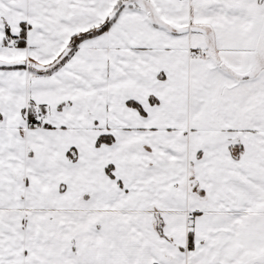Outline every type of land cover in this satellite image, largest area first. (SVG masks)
<instances>
[{
	"label": "crops",
	"instance_id": "1",
	"mask_svg": "<svg viewBox=\"0 0 264 264\" xmlns=\"http://www.w3.org/2000/svg\"><path fill=\"white\" fill-rule=\"evenodd\" d=\"M118 1L0 0L1 60L71 48L0 67V264H264V0H148L169 43L72 49Z\"/></svg>",
	"mask_w": 264,
	"mask_h": 264
},
{
	"label": "trees",
	"instance_id": "2",
	"mask_svg": "<svg viewBox=\"0 0 264 264\" xmlns=\"http://www.w3.org/2000/svg\"><path fill=\"white\" fill-rule=\"evenodd\" d=\"M149 5H150V1L145 0ZM128 9L131 10H135L133 7V2L132 0H119L118 3H116L113 7H112V11L110 12V15L108 16L107 20L100 24L99 26H96L88 31L79 33L77 35H75L72 38V49H75V47L78 45V43L86 38V37H90L93 36L95 34L101 33L103 31H108L111 27H113L114 25L118 24L120 17L123 14V11L126 10L128 11ZM148 12V11H147ZM146 12V13H147ZM150 14V13H149ZM149 14L147 13V16H149ZM166 25H168L167 23H165ZM174 33H178L176 30L172 29ZM25 35H26V28L23 27V30L21 32V34L18 36V42L17 45L18 46H24L25 45ZM16 68H22V66H16ZM261 68V65H256L252 71L247 74L246 76H251L253 74H255L259 69ZM128 103L134 107H137L138 109L142 110L141 106L136 103L135 101H128ZM37 113V112H36ZM35 115V108L33 107V104H30L27 110V118L30 121V124L32 126H44L47 125L46 123L41 122H35L33 117ZM113 141V136L110 134H106V135H102L99 138V142H112ZM189 247H193V234L192 232H190L189 235Z\"/></svg>",
	"mask_w": 264,
	"mask_h": 264
},
{
	"label": "rangeland",
	"instance_id": "3",
	"mask_svg": "<svg viewBox=\"0 0 264 264\" xmlns=\"http://www.w3.org/2000/svg\"><path fill=\"white\" fill-rule=\"evenodd\" d=\"M134 9L137 10H131L128 9V11H125V14H122L123 16L120 17L119 22L116 26H114V30L116 31H124L123 33H129L127 35V38H130V36L133 37L135 41H138L140 37L143 35H147L149 37V40L151 38L155 41L154 44H157L159 42L169 43L168 38H159L157 39L154 31V25L157 23L158 18L156 15H154L150 5L145 0H132ZM147 10L152 11L150 12L149 16H147ZM127 14V17L125 16ZM130 21H134L135 23L132 24ZM129 23L133 26H129ZM128 24V25H127ZM144 25H150L151 28L147 29L144 28ZM148 33V34H145Z\"/></svg>",
	"mask_w": 264,
	"mask_h": 264
},
{
	"label": "water",
	"instance_id": "4",
	"mask_svg": "<svg viewBox=\"0 0 264 264\" xmlns=\"http://www.w3.org/2000/svg\"><path fill=\"white\" fill-rule=\"evenodd\" d=\"M187 30L188 29L186 27L177 28V31L179 32H185ZM193 30L200 31V29L198 28H195ZM70 50H71L70 47L64 49V51L52 63L48 65H42L34 61H29V62H26L23 60L22 61H6V60L0 59V67H16V66H26L27 65L28 67L34 69L35 71H39V72L47 71L55 67L57 64H59L69 54Z\"/></svg>",
	"mask_w": 264,
	"mask_h": 264
},
{
	"label": "built area",
	"instance_id": "5",
	"mask_svg": "<svg viewBox=\"0 0 264 264\" xmlns=\"http://www.w3.org/2000/svg\"><path fill=\"white\" fill-rule=\"evenodd\" d=\"M9 44L13 43L12 39L7 40ZM46 118V115L44 113H37L34 115L33 119L35 122H39L41 120H44Z\"/></svg>",
	"mask_w": 264,
	"mask_h": 264
},
{
	"label": "flooded vegetation",
	"instance_id": "6",
	"mask_svg": "<svg viewBox=\"0 0 264 264\" xmlns=\"http://www.w3.org/2000/svg\"><path fill=\"white\" fill-rule=\"evenodd\" d=\"M46 119H47V117H46Z\"/></svg>",
	"mask_w": 264,
	"mask_h": 264
}]
</instances>
